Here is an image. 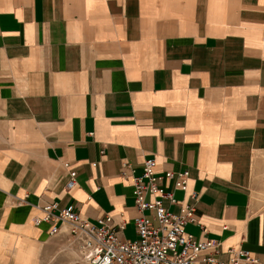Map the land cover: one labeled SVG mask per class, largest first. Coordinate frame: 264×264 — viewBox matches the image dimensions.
Wrapping results in <instances>:
<instances>
[{
	"label": "crops",
	"instance_id": "crops-1",
	"mask_svg": "<svg viewBox=\"0 0 264 264\" xmlns=\"http://www.w3.org/2000/svg\"><path fill=\"white\" fill-rule=\"evenodd\" d=\"M262 157L264 0H0V243L28 242L6 264H85L67 225L36 223L53 201L136 240L146 159L189 170L163 183L198 195L186 232L264 264Z\"/></svg>",
	"mask_w": 264,
	"mask_h": 264
},
{
	"label": "built area",
	"instance_id": "built-area-1",
	"mask_svg": "<svg viewBox=\"0 0 264 264\" xmlns=\"http://www.w3.org/2000/svg\"><path fill=\"white\" fill-rule=\"evenodd\" d=\"M143 165V174L133 177L135 204L139 211L134 221L136 240L122 238L120 231L124 225L116 227L111 215L99 218L96 223L84 217L75 205L60 209L55 201L41 206L43 214L36 218V223L53 222L50 234L60 232L63 224L67 225L71 242L79 246L85 264H258L251 252L242 247L228 249V258L222 259L218 241L204 240L186 232V224L197 222L196 206L192 201L198 195L193 192L178 202L163 183L174 180L176 188L187 191L188 169L157 175L154 159H146ZM69 176L68 189L77 184V172L71 169ZM164 199L178 203L180 211H170Z\"/></svg>",
	"mask_w": 264,
	"mask_h": 264
},
{
	"label": "rangeland",
	"instance_id": "rangeland-1",
	"mask_svg": "<svg viewBox=\"0 0 264 264\" xmlns=\"http://www.w3.org/2000/svg\"><path fill=\"white\" fill-rule=\"evenodd\" d=\"M256 180H257V185H258V192H263L264 191V158H259L257 165H256ZM4 230H0V241L2 239ZM26 243L21 239V237H14L13 234H9L5 245H3L2 243H0V255L2 254V249L6 248V257H10V251L17 249L19 247H21V245H26ZM33 246L31 247H38L35 244H32ZM82 255V252H81ZM0 264H6V261H2L0 259Z\"/></svg>",
	"mask_w": 264,
	"mask_h": 264
},
{
	"label": "bare ground",
	"instance_id": "bare-ground-1",
	"mask_svg": "<svg viewBox=\"0 0 264 264\" xmlns=\"http://www.w3.org/2000/svg\"><path fill=\"white\" fill-rule=\"evenodd\" d=\"M65 227H67V226H65ZM14 251V250H13Z\"/></svg>",
	"mask_w": 264,
	"mask_h": 264
}]
</instances>
